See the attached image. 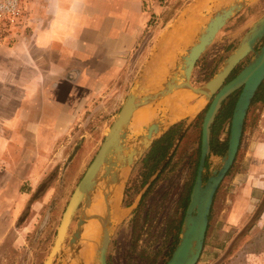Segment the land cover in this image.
Segmentation results:
<instances>
[{
  "label": "crops",
  "instance_id": "crops-1",
  "mask_svg": "<svg viewBox=\"0 0 264 264\" xmlns=\"http://www.w3.org/2000/svg\"><path fill=\"white\" fill-rule=\"evenodd\" d=\"M223 1L168 0L166 6L159 0L33 1L28 32L0 44V251L9 240L15 251L26 244L19 222L49 197L53 185L41 193L48 178L64 168L83 171L92 160L97 140L108 132L109 116L98 108L109 101L117 105L110 91L147 52L157 26L153 15L165 29L147 58L159 47L167 61L193 40L209 8ZM88 114L102 117L93 133L78 129ZM79 136L85 141L70 152L69 140Z\"/></svg>",
  "mask_w": 264,
  "mask_h": 264
},
{
  "label": "rangeland",
  "instance_id": "rangeland-1",
  "mask_svg": "<svg viewBox=\"0 0 264 264\" xmlns=\"http://www.w3.org/2000/svg\"><path fill=\"white\" fill-rule=\"evenodd\" d=\"M159 1H162L161 6H166L168 2ZM153 16L155 17L151 20L152 25L157 26L145 45L147 52L134 60L123 79V84L115 91H110V94L118 97L114 99L117 105L112 107V101H109L107 108H98L100 114L109 116L105 130L111 127L122 107L121 104L136 83L150 49L156 46L161 32L165 29L160 25L158 16ZM262 16L264 0H256L243 15H239L217 35L193 72L191 82L194 87H201L211 79L212 73L223 64L231 48L238 44L252 24ZM31 30L33 31L32 28ZM32 31L31 35L35 36ZM187 95L185 104L178 103L179 97H175L174 103L188 109L187 116H193L196 113L193 104L201 100V97ZM238 96L239 93H236L227 101L232 99L236 104ZM209 105L210 103H206L197 117L181 122L179 134L185 125H189L161 173L157 174L156 171L144 182L143 160L147 153L128 173L123 201L118 207V219L115 221V232L108 251V264H165V255L172 244L169 233L172 221L184 217L186 210L181 207V201L191 194L196 179L201 154L202 124ZM107 112L110 114L105 115ZM101 121V116L88 114L80 122L78 129L93 133ZM230 122L231 120L225 124L220 134L221 141L227 142V147ZM103 140L104 138L97 140L92 160ZM83 141L85 139L80 136L70 139L69 142H72L70 152L75 148L77 151L81 146L80 142ZM222 156L213 154L210 156L205 182L214 170L219 169ZM92 160L87 162L85 170ZM85 170L66 171L64 168L55 174V178L59 176V179L50 180L48 186L41 192L45 193L49 185H53L49 190V197L41 201L42 206L39 210L31 212L27 209L19 222L23 225L22 231L27 234L26 244L22 246L21 251H15L10 247L9 240L0 251V264L44 263L51 251L69 199L84 176ZM259 208L263 209L260 216L255 218ZM77 220L78 217L74 220L70 233L74 230ZM248 228L251 230L248 231ZM179 233L180 231L178 236ZM89 264H93V261L91 260ZM198 264H264V100L255 102L249 109L235 163L214 198L205 246Z\"/></svg>",
  "mask_w": 264,
  "mask_h": 264
},
{
  "label": "water",
  "instance_id": "water-1",
  "mask_svg": "<svg viewBox=\"0 0 264 264\" xmlns=\"http://www.w3.org/2000/svg\"><path fill=\"white\" fill-rule=\"evenodd\" d=\"M255 1L225 0L214 5L209 8L193 40L184 50L175 53L177 56L162 61V51L156 47L147 58L98 152L75 187L44 264H89L91 260L93 264H108V251L128 173L171 128L184 120L197 117L206 103H210L202 124L201 154L196 179L177 244L165 263L198 264L205 246L215 195L235 163L249 109L264 82V46L256 51L264 39V16L252 24L231 55L205 85L194 87L191 79L197 62L214 43L220 31ZM251 53L254 55L244 69L232 81L224 84L236 66ZM240 88L242 91L230 122L227 150L220 159L219 169L214 170L205 182L206 164L212 155L211 128L224 102ZM181 91H189L201 97L199 101L202 104L195 115L176 120L174 117L177 112L171 107V102L176 93ZM155 106L154 116L149 121L136 124L139 111ZM188 125L181 130L157 174L168 164ZM117 190L119 197L115 200ZM97 203L101 205L100 212L93 211ZM76 217L78 220L70 233ZM92 222L99 226V235L91 243L93 253L87 262L83 254L88 246L86 227Z\"/></svg>",
  "mask_w": 264,
  "mask_h": 264
},
{
  "label": "trees",
  "instance_id": "trees-1",
  "mask_svg": "<svg viewBox=\"0 0 264 264\" xmlns=\"http://www.w3.org/2000/svg\"><path fill=\"white\" fill-rule=\"evenodd\" d=\"M263 100H264V82L259 88L257 95L253 100V104L257 101H263ZM234 107L235 104L232 101V99L228 101L226 100V102H224L223 104L222 109L220 110L219 114L216 117L215 123L211 128V149H212V154L215 156H222L227 149V142L221 141L220 134L224 129L225 124L229 120H231ZM181 127H182L181 123L174 126L164 136H162L159 140H157L153 144V146L151 147V149L149 150V152L147 153V155L143 160L144 182H146L158 170V168L166 158L169 150L173 146ZM189 199H190V193L181 201V207L184 208L185 210L187 209ZM262 209L259 208V210L255 214V218L260 216ZM183 218L184 217H182L181 220L174 219L172 221L173 225H171L169 232L170 237H172V244H171V248H169V252L166 253L165 255V263L171 257V254L174 251L175 245L177 243L178 232L180 231V228L182 226ZM247 230L250 231L251 229L248 228Z\"/></svg>",
  "mask_w": 264,
  "mask_h": 264
},
{
  "label": "built area",
  "instance_id": "built-area-1",
  "mask_svg": "<svg viewBox=\"0 0 264 264\" xmlns=\"http://www.w3.org/2000/svg\"><path fill=\"white\" fill-rule=\"evenodd\" d=\"M34 0H0V44L25 35L31 21Z\"/></svg>",
  "mask_w": 264,
  "mask_h": 264
},
{
  "label": "bare ground",
  "instance_id": "bare-ground-1",
  "mask_svg": "<svg viewBox=\"0 0 264 264\" xmlns=\"http://www.w3.org/2000/svg\"><path fill=\"white\" fill-rule=\"evenodd\" d=\"M187 94H189L190 96H193V94L191 92H189V91H181V92L176 93V95L173 97V100L171 102V107L173 109H175V111L177 112V114L174 117L176 120H178L180 118H183V117H186L187 113H188V109L178 106L176 103H174V99H175V97H179L178 98L179 100L177 99L178 103L181 104V105L185 104V102L188 99V95ZM193 97H195V96H193ZM201 104H202V102L199 101V100H197V102L195 104H193V106L196 108V113H197L198 109L200 108ZM154 108H156V106L155 107H151V108L147 107V108L142 109L141 111H139L137 116H136V124H140V123H144V122L149 121L154 116V113H155V110H156ZM118 195H119V192L117 190L116 193H115V196H114L115 200L118 197ZM93 211L94 212H100L101 211L100 203H97L96 205H94ZM98 229H99V226L96 223H93V222L88 224L87 227H86V245H88V246L85 247L83 254H84V259L87 262H89V260H91V256H92V253H93V245H92L93 243L92 242L99 235L98 234ZM88 241H91V242H88ZM90 243H92V244H90Z\"/></svg>",
  "mask_w": 264,
  "mask_h": 264
},
{
  "label": "flooded vegetation",
  "instance_id": "flooded-vegetation-1",
  "mask_svg": "<svg viewBox=\"0 0 264 264\" xmlns=\"http://www.w3.org/2000/svg\"><path fill=\"white\" fill-rule=\"evenodd\" d=\"M248 32V31H247ZM246 32V33H247ZM245 33V34H246ZM244 37V36H243ZM242 37V38H243ZM241 38V39H242ZM241 41V40H240ZM239 41V42H240ZM239 42H238V44H239ZM237 44V45H238ZM237 45L235 46V47H232L231 48V51H230V53L228 54V56L224 59V61L231 55V53L234 51V49L237 47ZM264 46V39L261 41V43L256 47V51H259L262 47ZM253 55H254V53H251L250 55H248L244 60H242L237 66H236V68L232 71V73L230 74V76L228 77V79L226 80V82L224 83V84H227V83H229L230 81H232L239 73H240V71H242L243 69H244V67L248 64V62L250 61V59L253 57ZM220 67V66H219ZM219 67H217L216 68V70H215V72L214 73H212L213 75L211 76V78L215 75V73L218 71L217 69L219 68ZM242 91V88H240L237 92H235L232 96H234L236 93H239V95H240V92ZM239 97V96H238ZM229 99V98H228ZM226 102V101H225ZM253 104V103H252ZM252 106V105H251ZM246 123V122H245ZM245 128V127H244ZM199 161H200V159H199ZM206 167H208V162H207V164H206ZM209 170V169H208ZM57 172H55V174H56ZM197 174V173H196ZM50 178H48L47 179V181H46V187H47V185L49 184V182H50Z\"/></svg>",
  "mask_w": 264,
  "mask_h": 264
}]
</instances>
